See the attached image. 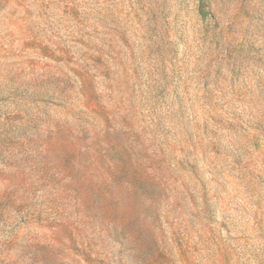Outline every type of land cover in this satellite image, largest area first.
I'll return each instance as SVG.
<instances>
[{
    "label": "rangeland",
    "instance_id": "1",
    "mask_svg": "<svg viewBox=\"0 0 264 264\" xmlns=\"http://www.w3.org/2000/svg\"><path fill=\"white\" fill-rule=\"evenodd\" d=\"M0 264H264V0H0Z\"/></svg>",
    "mask_w": 264,
    "mask_h": 264
}]
</instances>
